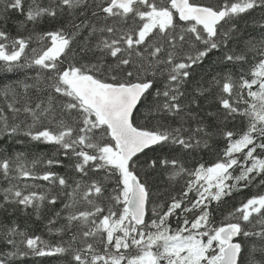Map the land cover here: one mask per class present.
Listing matches in <instances>:
<instances>
[{
  "label": "snow or ice",
  "instance_id": "6c2138e0",
  "mask_svg": "<svg viewBox=\"0 0 264 264\" xmlns=\"http://www.w3.org/2000/svg\"><path fill=\"white\" fill-rule=\"evenodd\" d=\"M25 3L3 0L0 12V73L35 69L0 90V175L8 184L0 212L43 220L47 208L48 232L67 239L52 244L13 222L0 240L11 247L0 252V264L30 255H59L65 264H264V194L219 223L212 208L264 187V0ZM257 10L260 38L237 50L238 22ZM10 11L23 17L14 23L27 35L4 30ZM45 20L56 27L37 31ZM214 52L221 55L213 64L224 67L199 75ZM237 64L248 68L237 74L228 67ZM238 118L242 131L226 127ZM217 137L226 147L215 162L185 167L183 153L211 150ZM6 141L54 151L29 163L24 152L9 153ZM64 160L71 183L51 170L65 167ZM38 164L45 165L42 174ZM161 174L169 187L153 193L150 181ZM183 176L189 178L180 193L168 194ZM21 178L48 186L21 185ZM81 202L89 207L80 210Z\"/></svg>",
  "mask_w": 264,
  "mask_h": 264
},
{
  "label": "trees",
  "instance_id": "16d2710c",
  "mask_svg": "<svg viewBox=\"0 0 264 264\" xmlns=\"http://www.w3.org/2000/svg\"><path fill=\"white\" fill-rule=\"evenodd\" d=\"M43 3H47L48 0H42ZM198 2L201 3H208V4H217L222 3L223 0H198ZM25 8H27V0L25 3ZM3 11V0H0V12ZM10 19L8 20L6 26H4V30L9 32L12 36L17 35H27V32L24 33H18L15 21L23 19V17L18 12H9ZM261 20V13L259 10L257 11H251L250 13L243 16L241 20L238 22V27L240 29L239 33V40L237 42V50H240L243 48L244 41H246L249 37H253L255 39H259L261 32L258 28L257 24H254V21H260ZM56 27V25L49 24L47 20H45L41 25L38 26L37 31L44 32L53 29ZM31 47H37V43L34 41L31 44ZM75 47V46H74ZM221 53L214 52L213 55L207 59L204 62V65L201 69H198L199 75H204L205 73H212L214 71L220 70L223 65L213 64V61L219 57ZM249 64L252 63V54H249L248 57ZM228 67H231L233 71L238 73V69L240 67H243L244 69L248 68V64H237V65H228ZM35 76V69H23L20 71L12 72V73H0V90L3 89L4 85H11L16 81H23L26 77H33ZM31 83V81H28ZM161 85L158 83L157 87H160ZM216 95V90L213 89L212 96L209 97V101L211 102V109H216L218 105L214 102V97ZM201 104L205 107H209L208 101H201ZM5 105L4 97L0 95V107H3ZM136 118L138 121H143L145 117L141 113H137ZM154 121H148L147 125L148 127H151L153 125ZM226 127L231 130L235 131H242L243 130V123L238 118L236 121H229L226 124ZM0 142H5V138L3 135H0ZM6 143L11 144V147L9 148V153L15 152H24L26 154V158L28 162L30 163L31 160L41 153L52 155L54 149L51 145H45V144H31V145H25L22 143H15L12 144L11 141H6ZM226 147L225 140L222 137H217L213 142V147L211 150L207 149H200L196 152H193L191 154L183 153L181 155V159L183 160L185 167L189 169H193L194 167L198 166L200 163H203L205 165H211L213 162H215L217 158V153L221 152V150ZM62 158V157H61ZM65 167L60 166H52V171L57 172L62 175L69 176V182L71 183V177L74 176V173H71L68 171L66 165L68 164L67 160H64ZM45 168V165L38 164L35 168V171L37 173L42 174L43 170ZM238 172V169H237ZM189 177L183 176L178 179V181L175 182L174 187L169 189L168 194H179L181 191L182 186L185 184ZM21 185L23 183H37V184H43L45 187H47V182L36 180L32 181L31 179H25L21 178L19 181ZM151 186L153 193L160 192L164 190L165 188H168V181L165 175L161 174L158 176H155L151 181ZM7 182L3 179L2 175H0V202H2L3 192L2 189L7 187ZM111 187V185H109ZM258 194H264V187H249L246 189H243L239 192H236L231 197H226L224 202L220 205H216L215 202L212 204L213 208V215L215 218V221L219 223L222 221L229 212H232L235 208L239 207L242 202H245L247 198H250L253 195ZM166 195L164 196H153V199L157 202L166 199ZM190 196L195 198L194 193H190ZM60 205H57V208H59ZM80 210H85L89 206L81 202V204L78 206ZM151 208V206H150ZM31 211V210H29ZM42 214L44 216L43 220H36L35 215H25L20 212H16L14 215H8L3 212H0V240H2V234L5 228L9 225H12L13 222L18 226L19 230H26L31 235H38L43 240L49 241L52 244H55L58 240L61 238L67 239V236L61 237L60 235H57L55 233L50 234L48 232V229L46 227L47 219L51 217L52 213L47 210V208L42 210ZM148 219H151V211L148 212ZM63 221H60L57 225L54 227H60V224H62ZM170 223L173 228L177 227V221L175 217L170 218ZM18 239V238H17ZM10 246H5L2 242H0V252H6L10 251ZM12 264H65L64 258L57 255V256H46V257H35V256H27V257H16L13 259Z\"/></svg>",
  "mask_w": 264,
  "mask_h": 264
}]
</instances>
